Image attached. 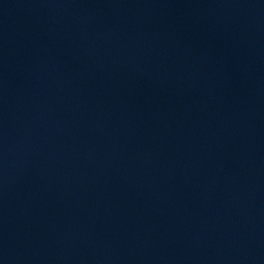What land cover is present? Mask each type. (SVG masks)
I'll return each mask as SVG.
<instances>
[{"label":"water","instance_id":"water-1","mask_svg":"<svg viewBox=\"0 0 264 264\" xmlns=\"http://www.w3.org/2000/svg\"><path fill=\"white\" fill-rule=\"evenodd\" d=\"M0 264H264V0H0Z\"/></svg>","mask_w":264,"mask_h":264}]
</instances>
